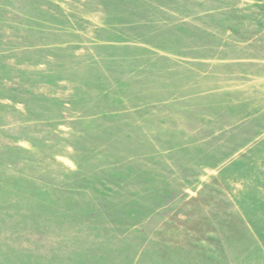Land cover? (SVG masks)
Returning <instances> with one entry per match:
<instances>
[{
	"label": "rangeland",
	"instance_id": "obj_1",
	"mask_svg": "<svg viewBox=\"0 0 264 264\" xmlns=\"http://www.w3.org/2000/svg\"><path fill=\"white\" fill-rule=\"evenodd\" d=\"M0 264H264V5L0 0Z\"/></svg>",
	"mask_w": 264,
	"mask_h": 264
},
{
	"label": "crops",
	"instance_id": "obj_2",
	"mask_svg": "<svg viewBox=\"0 0 264 264\" xmlns=\"http://www.w3.org/2000/svg\"><path fill=\"white\" fill-rule=\"evenodd\" d=\"M247 1H256V3L264 5V0H247ZM248 11H249V9L247 7L245 9H243V12H241V13L245 12V14H246ZM256 36H255V38H257V40L259 41L260 35L257 34ZM251 41H252V39H251Z\"/></svg>",
	"mask_w": 264,
	"mask_h": 264
}]
</instances>
